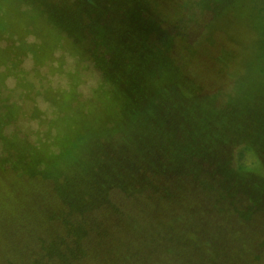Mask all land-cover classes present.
I'll return each instance as SVG.
<instances>
[{"label":"trees","instance_id":"obj_1","mask_svg":"<svg viewBox=\"0 0 264 264\" xmlns=\"http://www.w3.org/2000/svg\"><path fill=\"white\" fill-rule=\"evenodd\" d=\"M157 1L62 0L54 9V20L97 62L121 52L134 65H146L143 75L170 78L149 96L137 76L124 81L114 65L105 66L115 94L125 99L127 136L115 154L104 148L61 184L45 175L62 207L50 215L53 209L40 202L48 194H35L50 233L24 224L10 230L9 243L17 247L5 250L17 259L13 264H264V0H255L258 55L244 60L221 98L193 87L182 73L186 62L177 42L189 54L235 0H188L172 22L157 12ZM163 52L161 65L153 64ZM143 188L154 195L148 210L139 197ZM103 210L112 213L106 222L98 215ZM161 211L166 214L159 220L153 213ZM111 222L124 231L112 240L105 231Z\"/></svg>","mask_w":264,"mask_h":264},{"label":"rangeland","instance_id":"obj_2","mask_svg":"<svg viewBox=\"0 0 264 264\" xmlns=\"http://www.w3.org/2000/svg\"><path fill=\"white\" fill-rule=\"evenodd\" d=\"M61 2L0 0V264L17 262L5 250L14 245L9 243L10 230L18 232L24 224L50 233V218L42 205L36 206L35 194H48L47 200L40 202L54 210L50 215L62 202L45 175L61 184L104 148L108 155L115 154L122 137L127 136L131 120L125 99L115 94L111 70L106 67L114 65L124 81L125 75L137 76L139 88L149 96L158 93L170 78L164 72L143 75L146 65H134L121 52L115 59L110 57L112 61L94 60L71 32L54 20L52 13ZM187 2L158 0L155 9L172 22ZM169 4L170 11L164 7ZM258 15L255 0H235L215 17L189 54L184 56L181 42H177L178 55L186 62L182 73L193 87L221 98L240 74L244 60L255 61L262 35ZM164 54L153 64L161 65ZM127 156L132 158L129 149ZM143 190L145 197H139L148 210L154 195ZM125 201L133 210V201ZM30 211L35 214L26 219L24 212ZM111 214L109 210L98 212L105 222ZM165 214L153 213L159 220ZM105 231L111 240L124 232L121 225L113 226L112 222ZM84 263L97 264L92 260Z\"/></svg>","mask_w":264,"mask_h":264}]
</instances>
